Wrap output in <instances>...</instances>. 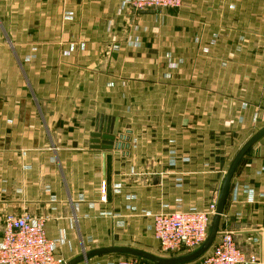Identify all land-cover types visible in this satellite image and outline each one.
Segmentation results:
<instances>
[{
  "label": "crops",
  "instance_id": "1",
  "mask_svg": "<svg viewBox=\"0 0 264 264\" xmlns=\"http://www.w3.org/2000/svg\"><path fill=\"white\" fill-rule=\"evenodd\" d=\"M182 5V11L190 6ZM120 8L121 0H0V235L8 215L46 218L47 237L60 240L57 255L67 263L110 247L161 252L152 216L163 207L205 210L217 203L246 143L239 145L248 131L235 119L213 114L208 120L202 109H190L206 104L204 95L150 98L147 106L140 98L136 109L129 107L122 90L164 88L151 75L170 70L158 66L162 51L142 25L146 12L119 15ZM256 77L244 86L256 88ZM165 104L166 112H158ZM250 108L245 122L252 127L256 113L258 124L264 121V99ZM134 109L141 111L136 118ZM106 120L119 121L118 136L132 132L129 150L103 149L102 139L92 144ZM219 232L215 243L230 234L246 256L264 264V137L236 171ZM100 257L78 264H100Z\"/></svg>",
  "mask_w": 264,
  "mask_h": 264
},
{
  "label": "rangeland",
  "instance_id": "2",
  "mask_svg": "<svg viewBox=\"0 0 264 264\" xmlns=\"http://www.w3.org/2000/svg\"><path fill=\"white\" fill-rule=\"evenodd\" d=\"M183 3L190 6L182 11ZM183 3L181 7L175 8L177 10H152L141 14L142 25L148 28L147 32L149 28L152 29V33L157 36L156 49L162 51L163 58L158 61V66L163 70L164 66H168L170 70L169 73L152 74L151 77L154 80L164 81L161 85L166 86L122 91L130 99V108L138 107L139 104L134 106V100L138 101L140 98L147 106L150 98L160 99L162 102L164 98L175 96H187L191 99L204 95L209 99L206 104L197 106L195 103L190 106V109H193V112L196 111L195 109L199 111L202 109L208 120H212L213 114L226 115L235 119L239 128L248 131L239 138L241 146L264 128V121L259 124L257 122L258 113L253 117L252 127L245 122V114H251L250 107H260L264 99V79L260 80L259 77L260 65H264V0H184ZM119 49V46H113V50ZM175 63L182 67L179 68L183 72L176 71L178 67L171 68L170 65ZM247 66H252L250 71H244ZM254 69L257 73H251ZM255 77L258 82L254 80L251 84L257 85L256 88L244 86ZM186 83L188 88L177 87ZM229 83L235 88H229ZM140 92L142 97H138L139 94L134 96V93ZM217 96L226 99L220 101L221 106L217 103V105L212 104ZM166 107V104L160 106L161 109L158 108V112L164 114ZM170 108L169 99L168 109ZM135 109L131 113L136 118L141 111L138 110L137 113ZM188 113L191 111L188 110ZM141 118L146 119L147 116H141ZM221 124L224 128L223 119ZM230 125L233 126L232 121ZM138 250L143 249L138 248ZM148 252L159 257H168L157 250ZM125 257L102 256L97 259V262L108 264ZM203 260L204 257H201L194 264H203Z\"/></svg>",
  "mask_w": 264,
  "mask_h": 264
},
{
  "label": "built area",
  "instance_id": "3",
  "mask_svg": "<svg viewBox=\"0 0 264 264\" xmlns=\"http://www.w3.org/2000/svg\"><path fill=\"white\" fill-rule=\"evenodd\" d=\"M183 0H121L118 14L126 10L133 13L152 10L175 9L181 7ZM65 20L72 21L70 14ZM137 45V40L131 45ZM177 68L178 65H170ZM174 68V69H175ZM176 155V154H174ZM176 159L172 160V166ZM101 200H106V184H101ZM217 203L207 209L168 211L163 207L153 215V232L161 253L166 256L191 254L207 240L209 229L215 215ZM46 218H33L30 215H8L4 219L0 235V264H67L57 255L60 240L47 237ZM203 264H256L257 256H246L230 234H224L205 254ZM108 264H146L137 258H118Z\"/></svg>",
  "mask_w": 264,
  "mask_h": 264
},
{
  "label": "water",
  "instance_id": "4",
  "mask_svg": "<svg viewBox=\"0 0 264 264\" xmlns=\"http://www.w3.org/2000/svg\"><path fill=\"white\" fill-rule=\"evenodd\" d=\"M112 121V122H111ZM116 122V125L114 126ZM107 124H109V128H107ZM113 125V126H112ZM102 128L100 127V133L92 134V144L93 145H100L102 139V148L103 149H112V148H120V149H127L130 148V135L132 134L131 131H127V134L118 136V128H119V121L118 120H106V124L101 123ZM120 138V144H116V138ZM264 137V128L259 130L255 135H253L239 150L237 155L235 156L234 160L232 161L226 176L224 178L222 188L220 191V195L217 202V208L215 215L213 217L211 228L209 231L208 238L206 242L195 252L180 258H163L157 255L132 249V248H123V247H110L104 248L100 250H96L89 254H84L81 257L74 259L73 261L67 264H78L80 262L87 261L92 257H99L105 255H120V256H129L141 260H145L152 264H185L194 260H197L207 254L212 246L214 245L216 239L221 235L219 232L220 220L224 211V207L226 204V199L228 195V191L231 185V182L236 174V171L246 156V154L251 150V148L256 145L262 138ZM104 165H106V155H104Z\"/></svg>",
  "mask_w": 264,
  "mask_h": 264
},
{
  "label": "trees",
  "instance_id": "5",
  "mask_svg": "<svg viewBox=\"0 0 264 264\" xmlns=\"http://www.w3.org/2000/svg\"><path fill=\"white\" fill-rule=\"evenodd\" d=\"M126 258H133V257H129V256H126ZM141 262H143V263H146V264H152V263H150V262H147V261H145V260H141V259H139Z\"/></svg>",
  "mask_w": 264,
  "mask_h": 264
}]
</instances>
